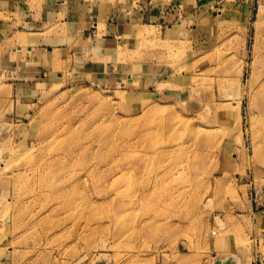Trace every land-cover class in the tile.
I'll use <instances>...</instances> for the list:
<instances>
[{"label":"rangeland","instance_id":"obj_1","mask_svg":"<svg viewBox=\"0 0 264 264\" xmlns=\"http://www.w3.org/2000/svg\"><path fill=\"white\" fill-rule=\"evenodd\" d=\"M13 1L0 0V264H264V0H167L177 15L156 24L137 23V0H92L134 24L117 52H23L20 75ZM102 12L93 42L109 34Z\"/></svg>","mask_w":264,"mask_h":264},{"label":"crops","instance_id":"obj_2","mask_svg":"<svg viewBox=\"0 0 264 264\" xmlns=\"http://www.w3.org/2000/svg\"><path fill=\"white\" fill-rule=\"evenodd\" d=\"M13 2L17 5L18 13L22 16V20L21 23L18 21L14 22L17 24L16 31H12L8 36L6 35L4 39H6L8 46L11 45L6 52H12L17 58L16 73L18 75L21 74L23 63L29 62V60L23 59V52H29L32 55L38 54V56L45 55L48 59L54 58L53 54H51L53 52L72 54L71 56L75 57V59L80 58L82 54L86 55L87 52H117L116 42L123 40L124 35L127 36L129 33L132 35L134 30V24L129 26L130 21L128 20H126L127 27L121 25L119 9L111 8L114 11L108 13L110 8H108L107 2L104 5H99L100 8L97 6L99 11L101 9L100 12L92 3V0H14ZM131 3H133L131 0H127L126 4ZM168 6L167 0H137V23L156 24L161 23L162 19L167 21L168 18L175 17L177 15L176 11L168 10ZM102 10H107L108 16L105 20L108 23L98 30L99 36L104 31L109 32V34H103L101 38L95 39L93 42V37H87L90 27H88V24L92 21V26L99 29L102 25L101 22H104L102 20ZM122 14L125 13L122 12ZM127 18L125 17V19ZM28 26L31 27L28 28ZM39 26H49L46 32H50V34L44 36L45 30L41 27L38 28ZM168 26L173 25L169 24ZM41 37H43V40L52 41L54 45L51 48L42 49V46L39 45ZM18 41L23 42L24 46L21 43L18 44ZM13 46L14 48H12ZM97 62L89 63L88 61V71L84 75H94L95 77L97 73L102 71L103 64ZM28 71L35 72L34 69H29ZM96 77L98 78L99 76ZM21 85L22 83L18 86L21 87ZM30 87H32V84H30Z\"/></svg>","mask_w":264,"mask_h":264},{"label":"bare ground","instance_id":"obj_3","mask_svg":"<svg viewBox=\"0 0 264 264\" xmlns=\"http://www.w3.org/2000/svg\"><path fill=\"white\" fill-rule=\"evenodd\" d=\"M260 99L264 102V85L262 86V88L260 89ZM262 125H261V128H262V133H264L263 129H264V125H263V121L260 122ZM260 128V130H261Z\"/></svg>","mask_w":264,"mask_h":264}]
</instances>
